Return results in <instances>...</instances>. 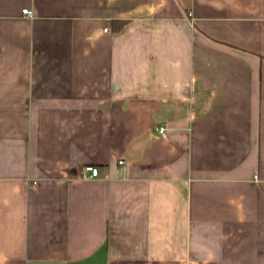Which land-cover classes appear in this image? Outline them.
I'll return each mask as SVG.
<instances>
[{"label": "crops", "instance_id": "1", "mask_svg": "<svg viewBox=\"0 0 264 264\" xmlns=\"http://www.w3.org/2000/svg\"><path fill=\"white\" fill-rule=\"evenodd\" d=\"M0 264H264V0H0Z\"/></svg>", "mask_w": 264, "mask_h": 264}, {"label": "built area", "instance_id": "2", "mask_svg": "<svg viewBox=\"0 0 264 264\" xmlns=\"http://www.w3.org/2000/svg\"><path fill=\"white\" fill-rule=\"evenodd\" d=\"M23 12L31 14V11L29 9H24ZM159 131L165 132L166 127L165 126L159 127ZM120 163H123V160H120ZM84 176L85 177H97V176H99V168L96 166H92V165L87 166L86 167V173Z\"/></svg>", "mask_w": 264, "mask_h": 264}]
</instances>
